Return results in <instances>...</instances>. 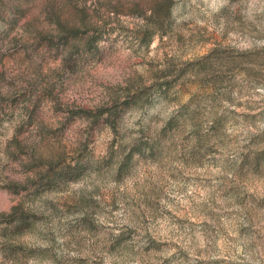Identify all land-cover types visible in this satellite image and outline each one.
<instances>
[{"label":"rangeland","instance_id":"obj_1","mask_svg":"<svg viewBox=\"0 0 264 264\" xmlns=\"http://www.w3.org/2000/svg\"><path fill=\"white\" fill-rule=\"evenodd\" d=\"M0 264H264V0H0Z\"/></svg>","mask_w":264,"mask_h":264}]
</instances>
